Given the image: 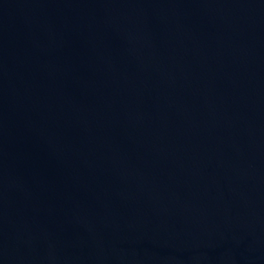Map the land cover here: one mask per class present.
I'll return each instance as SVG.
<instances>
[{"label": "water", "instance_id": "water-1", "mask_svg": "<svg viewBox=\"0 0 264 264\" xmlns=\"http://www.w3.org/2000/svg\"><path fill=\"white\" fill-rule=\"evenodd\" d=\"M0 264H264V0H0Z\"/></svg>", "mask_w": 264, "mask_h": 264}]
</instances>
